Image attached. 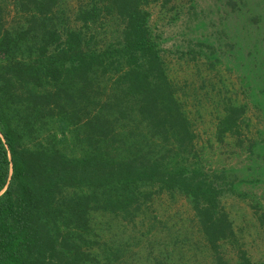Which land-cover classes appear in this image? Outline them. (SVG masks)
<instances>
[{
  "label": "trees",
  "instance_id": "trees-1",
  "mask_svg": "<svg viewBox=\"0 0 264 264\" xmlns=\"http://www.w3.org/2000/svg\"><path fill=\"white\" fill-rule=\"evenodd\" d=\"M61 2L0 0V264H106L91 212L160 193L188 200L219 259L224 174L196 161L145 0H79L72 21Z\"/></svg>",
  "mask_w": 264,
  "mask_h": 264
},
{
  "label": "rangeland",
  "instance_id": "rangeland-1",
  "mask_svg": "<svg viewBox=\"0 0 264 264\" xmlns=\"http://www.w3.org/2000/svg\"><path fill=\"white\" fill-rule=\"evenodd\" d=\"M78 1L62 0L66 20ZM144 8L196 161L224 174L219 204L233 236L216 259L188 200L160 193L134 210L91 212L92 252L106 264H237L241 251L264 264V0H145Z\"/></svg>",
  "mask_w": 264,
  "mask_h": 264
}]
</instances>
